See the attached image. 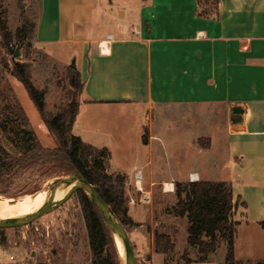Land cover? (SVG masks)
<instances>
[{"label": "crops", "instance_id": "crops-1", "mask_svg": "<svg viewBox=\"0 0 264 264\" xmlns=\"http://www.w3.org/2000/svg\"><path fill=\"white\" fill-rule=\"evenodd\" d=\"M113 5L41 0L38 44L72 47L83 57L77 70L85 88L73 134L110 152V174L133 185L135 172L142 171L144 190L175 206L177 183L232 184L240 223L236 260L264 261V0H134L109 19ZM128 15L136 20L131 35L124 26L98 33L103 23ZM235 108L244 110L238 126L232 122ZM171 110H186L190 126L173 128L164 117ZM170 149L175 167L167 163ZM120 155L123 161H117ZM130 210L141 229L154 224V208ZM147 235L138 238L150 264H165L166 257L154 253L153 234Z\"/></svg>", "mask_w": 264, "mask_h": 264}, {"label": "rangeland", "instance_id": "rangeland-1", "mask_svg": "<svg viewBox=\"0 0 264 264\" xmlns=\"http://www.w3.org/2000/svg\"><path fill=\"white\" fill-rule=\"evenodd\" d=\"M34 1H36V4L30 0L23 2H20V0H0V6L8 13V26L13 36H15L19 28L24 26L22 20L24 12L29 22L28 30H32L35 23L38 24L41 0ZM112 1L114 5L111 7L110 12L106 14L109 19L111 16L116 19L119 7H125L129 10L134 6V0ZM105 3L109 5L111 0H105ZM102 14L101 9L97 11L95 17L96 22L101 21ZM122 15L124 14L122 13ZM111 22L112 20L108 23H103L98 33L109 30L114 31L115 29H119L120 26H124L123 31L129 32L131 35L130 30L132 25L136 23V20H133L128 15L125 21L119 20L116 23ZM16 42L14 44H17ZM21 44L18 43L17 47H15V54L18 46ZM23 44L21 58L17 59L5 48L3 37L0 34V113L6 107L8 109V106H11L14 102L19 103L24 109L40 144L46 148H55L56 143L50 136L49 130L43 123L36 106L25 88L12 74L14 63L16 61L20 64H28L31 67L33 84L38 89L46 92L48 114L56 115L68 103L70 96L79 103L83 98L84 91L80 87L76 88L73 85L76 72L78 71L77 66L81 63L83 57L79 52H75L72 47L42 48L35 37H30ZM74 70L76 71L74 72ZM186 116V110H171L165 112L164 115V117L175 123L173 128L190 126L188 120L185 119ZM161 117L159 118L158 124L161 123L160 126H163L164 120ZM8 126L9 130L16 128V125L11 122H8ZM163 134V138L167 137V139L165 138L166 141L170 142L168 139L169 134ZM171 141L175 142L174 138H171ZM175 143L179 144V141ZM208 144L209 140H200V145L203 148H207ZM3 152L11 156L19 155L18 147L13 143L12 138H9L5 133L4 127H2L0 122V154ZM115 153L117 154V152ZM169 153L170 155L168 154L166 157L167 163L170 164L172 162L173 167H175L178 161L176 156H174L175 151L170 149ZM116 159L117 161H123L121 155ZM166 172L167 174L170 173V169L167 168ZM59 175H61L59 170L13 172L8 177L0 178V200L12 201L13 199L43 190L45 186H48L50 190L61 179ZM212 178L218 179L219 176L214 175ZM5 180H9V182L3 183ZM126 182V188L128 190V185L131 184L128 180ZM69 194L57 202L63 201ZM130 197L136 199L139 197V194L135 192L133 186L128 198ZM153 199V204L149 206L137 205L132 207L128 201L129 209L154 208L156 218L154 224H150L149 226L153 232L159 231L161 233H167L175 238L176 250L171 255V263L185 264L182 257L189 248L186 246L189 227L188 221L187 219L178 218L173 214L175 205L172 202L159 200L160 198L156 196H153ZM132 215L138 222L145 220V218H138L133 213ZM147 231L148 227L145 229H141V226L128 228L139 264H150L148 260L149 256L146 252L147 247L144 249L138 238L141 232L148 238L149 235L147 233H151ZM243 231L241 229L239 234V242L242 245L246 242ZM117 249L122 264L118 245ZM226 256L227 243L223 241L217 253L213 255V260L210 263L223 264ZM189 257L192 260H196L198 257L197 251L190 249ZM93 262L94 256L90 245L84 209L81 199L77 196H73L67 203L38 219L32 225L18 229H0V264H93Z\"/></svg>", "mask_w": 264, "mask_h": 264}, {"label": "trees", "instance_id": "trees-1", "mask_svg": "<svg viewBox=\"0 0 264 264\" xmlns=\"http://www.w3.org/2000/svg\"><path fill=\"white\" fill-rule=\"evenodd\" d=\"M23 1L25 0H20V2ZM30 1L36 4V1ZM22 20L24 26L19 28L13 36L8 26V13L0 6V34L5 48L13 56L18 43L23 44L30 37L37 38L38 24L35 23L33 29L28 30L29 22L25 12ZM15 41L17 44H14ZM12 74L27 91L43 123L47 126L50 136L54 139L56 147L46 148L40 144L24 109L19 103L14 102L8 106V109L6 107L1 110L0 122L5 133L18 147L19 155L11 156L4 152L0 154V178L8 177L13 172L32 170H59L60 177L73 173L82 174L112 208L127 230L142 226L130 217L127 178L121 174L113 175L109 172L110 152L90 146L73 134L80 103L70 96L68 103L56 115H49L46 92L33 84L31 67L15 61ZM73 85L84 91L85 85L78 71ZM8 122L15 124L16 128L9 130ZM8 182L9 180L3 181V183ZM74 196L79 197L83 205L94 256L93 264H121L115 237L89 196L83 191ZM176 196L178 202L173 208V214L178 218L187 219L189 224V248L182 257L183 262L185 264L212 262L213 255L217 253L224 241L227 243V256L223 264H243L238 262L235 256V243L240 223L235 220L237 204L234 200L232 184L203 181L177 183ZM0 220L4 219L0 218ZM260 226L264 229V222H261ZM147 227L154 237V253L165 256V264H172L170 258L176 250L173 237L159 231L153 232L150 226ZM190 249L197 251L196 260L189 257ZM255 264H264V261Z\"/></svg>", "mask_w": 264, "mask_h": 264}, {"label": "water", "instance_id": "water-1", "mask_svg": "<svg viewBox=\"0 0 264 264\" xmlns=\"http://www.w3.org/2000/svg\"><path fill=\"white\" fill-rule=\"evenodd\" d=\"M23 47L24 44L18 46L17 52L14 55L15 58H21V50ZM243 115V109H234L232 122L235 126L243 123ZM72 185H75V188L70 192V194L63 201L55 202L58 192L63 191ZM80 191L85 192L89 196L101 216L106 221L115 239L117 237L120 239L126 258V264H139L127 228L122 224L112 208L99 195L95 187L91 185L82 174L79 173L68 174L61 177V179H59L58 182H56L49 190L47 200L38 212L23 219L0 220V229H18L32 225L38 219L67 203L75 194Z\"/></svg>", "mask_w": 264, "mask_h": 264}, {"label": "bare ground", "instance_id": "bare-ground-1", "mask_svg": "<svg viewBox=\"0 0 264 264\" xmlns=\"http://www.w3.org/2000/svg\"><path fill=\"white\" fill-rule=\"evenodd\" d=\"M75 188V185L68 187L63 191H59L55 202L63 198ZM172 186L167 185L166 189H171ZM48 186L36 193L13 199L12 201L0 200V218L2 219H20L27 218L38 212L45 204L48 196ZM116 242L121 253L122 264H126V258L122 243L117 237Z\"/></svg>", "mask_w": 264, "mask_h": 264}, {"label": "built area", "instance_id": "built-area-1", "mask_svg": "<svg viewBox=\"0 0 264 264\" xmlns=\"http://www.w3.org/2000/svg\"><path fill=\"white\" fill-rule=\"evenodd\" d=\"M111 41H113V36H109L108 40L105 42L108 47L111 45ZM101 53L104 54L102 51H101ZM131 185H128V190H127V192H129L128 196H130V193L132 191V186H133L135 192H137L139 194V197L137 199L134 197L129 198V204L132 207H135L137 205L149 206V205L153 204V200H154L153 194L151 192L145 191L143 188V173H142V171L135 172L134 184L132 186Z\"/></svg>", "mask_w": 264, "mask_h": 264}]
</instances>
